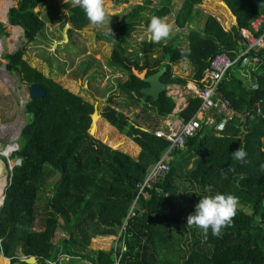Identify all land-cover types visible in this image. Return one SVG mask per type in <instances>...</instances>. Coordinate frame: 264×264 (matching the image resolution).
Masks as SVG:
<instances>
[{"label":"trees","instance_id":"obj_1","mask_svg":"<svg viewBox=\"0 0 264 264\" xmlns=\"http://www.w3.org/2000/svg\"><path fill=\"white\" fill-rule=\"evenodd\" d=\"M46 1L18 0L7 13L9 25L23 28L26 43L17 51L3 55L5 68L9 73H17L26 85L42 86L46 96L24 105L27 120L20 132L19 147L9 157L10 161L19 160V164L9 171L4 204L0 208V255L9 258L12 264H27L21 259L31 256L37 258L38 264H62L61 257H65L66 263L78 264H114L117 258L119 264H264V170L261 169L264 121L254 111L255 103L264 100V49L256 53L259 61L255 68L260 72L258 89L244 86V78L248 77H244L241 65L228 71L218 87L217 95L228 100L237 114L251 110L250 117L243 122L234 119L218 136L204 125L187 140L184 149L173 151L168 163L170 170L163 180L154 184L151 199H140L144 213L129 220L123 233L124 251L120 246L109 250L90 248L93 239L118 234L137 195L136 184L169 148V143L156 137L154 131L173 112L176 101L167 91L156 101L143 94L141 89L148 83L136 77L133 69L140 72L148 69L149 76L167 67L162 76L164 82L186 85L187 79L173 75L172 70V64L186 61L193 69L192 78L199 80L216 54L245 48L242 28H251L250 22L264 11L258 10L251 0H224L238 20L237 25L226 31L215 17L201 13L198 6L204 0H182L178 9L174 0H162L153 15L165 18L173 14L180 29L177 32H184L181 28L187 27L188 43L181 47L182 39L177 37L174 43L163 45L162 41L150 43L146 38L138 44V54L144 56L142 60L139 55L124 50L130 47L128 35L143 20L142 28L147 30L150 18L145 11L151 1L143 0L122 17L115 27V37L105 40H116L106 65L125 76L124 80H115L125 102H116L111 96L101 116L106 120V133H114L113 125L121 135L133 140L112 137L114 149L127 147L129 151H137L141 147V155L136 159L123 150L106 146L90 134L95 105L24 60L25 46L36 44L44 37L47 22L41 9L36 8ZM62 7L68 10L63 23L71 25L68 37L73 31L92 27L83 10L72 7L70 0ZM6 34H9L6 24L0 20V38ZM98 38L103 37L99 34ZM181 49L190 51L182 56ZM83 58L89 61L87 56ZM56 71L58 75L63 73L59 64ZM143 97L147 98L143 108L155 115L146 114L143 109V115L138 113L132 120L127 112L133 105L140 107ZM199 107L200 99L191 96L179 116L188 120ZM96 120L94 132L99 131L102 122L100 116ZM239 147L247 153L243 162L232 157ZM1 159L6 163L5 158ZM49 178H53V185L47 189ZM41 192L46 204L38 219ZM181 193L186 194V206L194 197L196 205L205 195L233 194L248 212L237 209L232 226L224 228L221 236H213L209 229L205 237L195 227L185 226L187 217H182V213L186 206L181 203L177 206ZM194 211L195 206L191 213ZM59 229L64 237L55 243ZM175 251L180 253V258H163Z\"/></svg>","mask_w":264,"mask_h":264},{"label":"rangeland","instance_id":"obj_2","mask_svg":"<svg viewBox=\"0 0 264 264\" xmlns=\"http://www.w3.org/2000/svg\"><path fill=\"white\" fill-rule=\"evenodd\" d=\"M17 1L18 0H0V4H9V11L12 7L17 5ZM150 1L151 3L148 5L149 7L145 11L147 18H150L153 15L155 8H158L162 5V0ZM181 1L182 0L173 1V4L177 9L180 8ZM64 3V0H47L46 2L42 3L40 7L36 8V10L41 9L42 17L44 18L45 22H47L44 37L40 38V41L36 44L26 45L25 55L23 58L30 66L37 68L47 76H52L55 81L60 83L69 91L73 92L75 95H78L85 102H89L90 104L97 106L99 110L102 111L103 107L108 104L109 98L111 96L116 102H121L123 100V96L121 95L122 93L119 92L117 87L118 83H116L115 80L122 77L125 78L123 74L117 71L114 72L116 73V79L112 80L113 78L111 77L107 78V76L112 72L106 71L105 73L106 68L110 69L107 67L106 63L109 62V57L114 47L113 44L116 42V40L113 39L112 42H109L105 39L115 37V27L117 23H119L122 17L127 15L134 6L142 4L143 0H105L106 12L109 14V23L106 22L104 26L99 27L98 29L90 27L80 32L73 31L72 33L70 31L71 35L69 37L68 43H65L64 45H56V42L63 41L61 39L66 27V25H63V23L64 20L66 21V14L68 13V10L62 7ZM225 4L228 5L224 0H204L203 3L198 6V8L203 15L206 14L215 17L226 31H230L235 25L238 24V20L235 18L236 15L234 11L230 7V9H228ZM55 17L60 19L58 21L53 20ZM202 19H204V17H202ZM0 20H3L1 16ZM166 21L173 25V31L171 32L169 38L162 40L161 43H163V45L170 42L174 43L177 37H179V39L185 37V31H188L187 28L181 29V31L184 32H176L175 20H173L172 17H167ZM144 23L145 20L142 21L141 26L137 27L127 37L130 47L125 48L124 51L131 53L133 56L140 55L138 54L140 52V46L138 44L144 42L146 38H148L147 30L142 28ZM6 25L9 34L3 35V37L0 38V43L2 46V52L0 51V152L8 148L11 149L13 153V150L19 147L18 141L20 128L27 120V115L24 112V105L28 101V94L26 90L27 85L21 80L20 76L17 73L7 72L5 68L6 61L3 59V55L17 51L23 47L24 43H26V40L24 38L23 29L19 31L18 37L15 38L13 32L16 31V27L11 26L8 23H6ZM99 34H101L103 38H98ZM185 45L186 40H183L181 47H186ZM85 55L89 58V61L83 58ZM182 63L183 67L186 68V72L183 75L184 78L187 77V81L192 80L193 69L190 63L186 61ZM57 64H59V67H61L63 70L61 75L57 74ZM50 70L51 72H49ZM135 72L137 71L134 70V74L136 76ZM144 74L145 72L141 74L139 73L137 76L139 78L144 77ZM180 86L185 88L182 85ZM185 86L187 87V85ZM177 91L178 89H175L170 93L176 94L178 93ZM114 94H117V96ZM180 98L181 97L178 96L175 101L179 102ZM141 100L140 107L133 105V109L128 110V114L131 116L132 120L137 117L136 114L141 113V111L144 109L142 102H144L143 104L145 105L147 98L143 97ZM123 101L125 102V100ZM134 103H136V101H134ZM125 107H127V105H125L124 108ZM144 110L146 111V114L155 115L150 109ZM101 120L102 122H99V131L97 129L93 135L96 139L102 141L103 144L114 149V147H112L114 143L111 142L110 139L115 135L106 133L104 129L106 120H104V118H101ZM142 126L148 129V127L143 123ZM114 133H117V137H121L118 132ZM121 138L130 140L127 137ZM117 150H123L125 153H129L136 159H139L140 157L135 150L129 151L127 147H125V149H119L118 147ZM1 158L2 156H0V159ZM11 163L12 166H14L17 161L13 160ZM4 169L7 173L6 180L9 181V170L5 165ZM52 180L53 178H49L46 181L45 188L50 189L52 187ZM185 196V193H181V195L178 196L177 206H179V203H181L182 206H186L185 203L187 198ZM196 201L197 198L194 197L193 202H189V204L186 206V209L182 213V217H187L191 213V209L195 206ZM45 204V196L44 193L41 192V197L38 203V219H40L43 215L42 208L45 206ZM238 209L248 212L247 209L241 205L238 206ZM36 229H38V227ZM62 237H64V232L59 229L54 239L55 243H57ZM115 246L116 242L113 237H97L91 241L90 248L92 250H109ZM163 258L177 259L180 258V253L176 251L172 252V254L168 253L163 255ZM5 259L9 260V262L6 264H12L11 260L9 258H4L3 255H0V264H3V260ZM64 259L65 257L60 258L62 264H78L76 262L66 263L64 262Z\"/></svg>","mask_w":264,"mask_h":264},{"label":"built area","instance_id":"obj_3","mask_svg":"<svg viewBox=\"0 0 264 264\" xmlns=\"http://www.w3.org/2000/svg\"><path fill=\"white\" fill-rule=\"evenodd\" d=\"M251 28L243 29V35L246 47L239 51L223 52L216 54L209 63L203 76L198 81H193V86L190 84L186 88L177 87L178 93H170L174 99L178 96L186 98V95H193L200 99V107L196 114L190 119L184 120L178 115L174 117L172 113L162 120L154 134L169 143V148L160 161L151 165L147 169V174L144 179L136 184L137 195L128 212V215L123 219L118 235L113 236L116 242V247L120 246L121 251H124L123 233L129 226V220L134 217L142 216L140 207V199L148 201L151 199V193L154 184L164 179L170 170L169 162L172 160V153L176 149H184L188 139L194 137L200 129L205 125L216 133L226 131L228 123H231L235 118L241 121L247 119L253 111H248L244 115L237 114L230 105V102L219 97L218 87L221 85L225 75L236 67L241 65V69L248 77V87L252 90L258 89L257 76L260 73L255 66L258 64L259 58L256 53H259L264 48V14L255 17L250 22ZM260 32V34H257ZM233 54L235 56H231ZM256 73V74H254ZM253 74V76H252ZM175 90V89H173ZM172 90V91H173ZM189 91V92H187ZM135 97V92H132ZM255 115L264 121V100H259L254 105ZM180 111H178L179 113ZM147 211V210H146ZM26 258V257H25ZM53 264V263H52ZM114 264H119L118 258Z\"/></svg>","mask_w":264,"mask_h":264},{"label":"clouds","instance_id":"obj_4","mask_svg":"<svg viewBox=\"0 0 264 264\" xmlns=\"http://www.w3.org/2000/svg\"><path fill=\"white\" fill-rule=\"evenodd\" d=\"M64 2H69V0H64ZM70 3L72 5V7H74V8L75 7H79V8H81L83 10V12H84L89 24L93 28L102 27V26L105 25L106 22L107 23L110 22L109 14L106 12V8H105V0H70ZM8 12L9 11H7V13ZM167 17H172L173 20H175V22H176V18H174L175 16L173 14H171V15H169ZM167 17L162 18V17L155 16V15L150 17L149 22L147 24V36H148V41L150 43H160L162 40H165V39L169 38L171 32L173 31V25H171L170 23H168L166 21ZM1 21H3L5 24L8 23V16H7V20H5V21L1 20ZM65 25H70V23L66 22ZM19 27H21V26H19ZM69 28L71 29V25H70ZM175 28L174 29H175L176 32L178 30H180L179 26L177 25V22H176ZM184 28H187V27H182L181 29H184ZM243 29H249L250 30V28H247V27L242 28L241 35H242V37L244 39ZM263 31H264V28L261 30V32H263ZM68 32H69V30H68ZM185 32H188V31H185ZM106 34H108V33H106ZM257 34H260V32H257ZM63 40H64V34H63ZM183 40H186V35H185L184 38H182V41ZM59 43L60 42H56L55 44L58 45ZM187 43H188V41L186 40V45H187ZM63 45H64V43H63ZM244 45L246 47L245 42H244ZM263 49H261V50H263ZM180 51H181V55L184 56L190 50L181 49ZM85 54H86V52H85ZM143 58H144L143 54H140L139 55V59L142 60ZM182 62H184V61H182ZM182 62L172 64L173 75L184 77L183 75L186 72V68L183 67V63ZM134 70H136V69H133V74H134ZM106 71H111L112 72L110 74L111 76L108 75L107 78L111 77V78H113L112 80L116 79V75H115L116 73H114L115 71L113 69L110 70V69L106 68L105 73H106ZM136 71H137V72H135L136 76H137V74L139 75V73L141 74V73L145 72V74L143 76L146 77L149 70L145 69L142 72H140L138 70H136ZM245 76L246 75L244 74V77ZM254 76L258 77V75H254ZM144 77H140V79L143 80ZM185 78H187V77H185ZM118 79H122V78H118ZM244 79H245V84L248 85V78L247 79L244 78ZM194 80L195 79H193V78H192V80H188L186 85L188 86L190 84V86H191V83L193 84ZM195 81H198V80H195ZM182 86H184L186 88L185 85H182ZM177 87H181L180 84H176V83L168 84V88L166 90L167 94L173 98V96L170 95L169 92H171L173 89H176ZM187 92H189V91H187ZM100 113H101V111H100ZM240 115H242V114H240ZM241 122H243V121H241ZM117 131H118V129H117ZM211 131H212V129H211ZM214 133L218 134V135L222 134V132L221 133L214 132ZM246 156H247V153L242 147H239L238 149H236L235 151L232 152L233 159L241 161V162L244 161ZM15 165H17V164H15ZM261 169L264 170V164L261 165ZM238 206H239V198L237 196L233 195V194L225 195V194L217 193L215 195H205L203 197H200L198 203L195 205L194 213H191V214H189L187 216L186 225L185 226L187 228H189V229L195 227L196 229L200 230L202 232V234L205 235V237H207L209 229H211L212 235L216 236V237H219V236L222 235V230L224 228L232 226L233 219H234V217L237 214ZM107 237H110V236H107Z\"/></svg>","mask_w":264,"mask_h":264},{"label":"water","instance_id":"obj_5","mask_svg":"<svg viewBox=\"0 0 264 264\" xmlns=\"http://www.w3.org/2000/svg\"><path fill=\"white\" fill-rule=\"evenodd\" d=\"M252 4L255 5L257 7L258 10L260 11H264V1L263 0H251ZM226 5V4H225ZM228 9L229 6L226 5ZM237 19V17H235ZM70 25H66L65 29H64V40L62 42H60L59 44H65L68 43L69 38H68V29H69ZM167 67H163L160 71H158L157 73L153 74V75H149L143 78V80L148 83V85L144 86L141 89V92L147 96H151L153 98V100H158L161 96V94L163 92H165L168 88V84L166 82H164L162 80V76L164 75V73L166 72ZM26 90H27V94H28V100L29 101H33L36 99H42L43 97L46 96V91L45 89L38 85V84H30L26 86ZM98 116L101 117V113L98 107H96L95 111L92 114V126L90 129V134L92 136H94L93 134L95 133V127L97 125V118ZM24 126V125H23ZM23 126L20 128V132L21 129L23 128ZM20 136V134H19ZM117 150V149H116ZM3 157V156H2ZM6 159V163L2 160V163H4L5 166H7L8 170L11 171L13 166H8V163L10 162V160L6 157H4ZM18 162L16 164H19V160H17ZM8 185V184H7ZM7 187V186H6ZM6 191V189H5ZM5 191H4V196L2 198V203L0 205V208L2 207V205L4 204V199H5ZM23 262L27 263V264H37L38 260L36 257L31 256L30 258H25L23 257L21 259Z\"/></svg>","mask_w":264,"mask_h":264},{"label":"bare ground","instance_id":"obj_6","mask_svg":"<svg viewBox=\"0 0 264 264\" xmlns=\"http://www.w3.org/2000/svg\"><path fill=\"white\" fill-rule=\"evenodd\" d=\"M8 7H9V4H3V5L0 4V16L3 18L4 21L7 20ZM20 30H22V28L19 27V26H16V31L13 32V35H14L15 38L18 37ZM0 51L2 52L1 43H0ZM7 149L8 148L3 150V151H5V152L2 151L3 153L0 152V155L3 156V157L9 158V156L12 153V151H11V149H8V150ZM8 166H10V167L12 166L11 161L8 163ZM6 179H7V173L5 172L4 164L2 163V160L0 159V205L2 203V198L4 196V191H5L7 183H8V180H6Z\"/></svg>","mask_w":264,"mask_h":264},{"label":"crops","instance_id":"obj_7","mask_svg":"<svg viewBox=\"0 0 264 264\" xmlns=\"http://www.w3.org/2000/svg\"><path fill=\"white\" fill-rule=\"evenodd\" d=\"M64 22H65V20H64ZM187 40V39H186ZM182 43H183V41H182ZM180 46H181V43H180ZM184 46V45H183ZM242 77V76H241ZM191 86H193V84L191 83ZM244 86H245V79H244ZM191 96H193L192 94L191 95H189V94H187L186 95V98H184V97H181L180 99H179V102H176V107H175V109H174V111L172 112V113H177V114H173L174 115V117H176L177 115H180V113L188 106V99L191 97ZM225 100V99H224ZM142 105H143V103H142ZM199 110V109H198ZM178 111H180V113L178 114ZM198 112V111H197ZM196 112V113H197ZM195 113V114H196ZM169 116V115H168ZM103 118V117H102ZM235 119H238V118H235ZM105 120V119H104ZM239 120V119H238ZM234 121V120H233ZM161 123H162V121H161ZM229 124V123H228ZM161 125V124H160ZM113 128H114V131H113V128H112V131L113 132H118L117 131V129L114 127V126H112ZM209 129V128H208ZM119 133V132H118ZM214 133V132H213ZM112 134H114L115 136H113V137H117V133H112ZM214 135L215 136H218V134H215L214 133ZM121 137H124V136H122V135H120ZM129 139V138H128ZM131 140V139H130ZM131 141H133V140H131ZM138 146V145H137ZM138 150L136 151V153L137 154H139V156L141 155V151H142V149H141V147L140 146H138ZM165 154V153H164ZM164 154H163V156H164ZM194 159V158H193Z\"/></svg>","mask_w":264,"mask_h":264}]
</instances>
